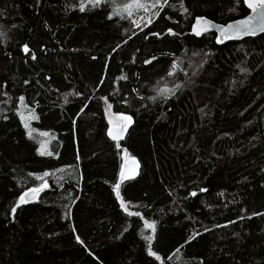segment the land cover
Returning a JSON list of instances; mask_svg holds the SVG:
<instances>
[{"label":"trees","instance_id":"1","mask_svg":"<svg viewBox=\"0 0 264 264\" xmlns=\"http://www.w3.org/2000/svg\"><path fill=\"white\" fill-rule=\"evenodd\" d=\"M81 3L0 0V264H264V33L191 34L251 9L167 0L134 25L109 0ZM109 111L134 120L119 147ZM125 151L140 172L121 208Z\"/></svg>","mask_w":264,"mask_h":264},{"label":"snow or ice","instance_id":"2","mask_svg":"<svg viewBox=\"0 0 264 264\" xmlns=\"http://www.w3.org/2000/svg\"><path fill=\"white\" fill-rule=\"evenodd\" d=\"M243 2L248 8L252 9L253 12L257 13V18L260 20V23L258 25H256V27H251V18H249V19L237 21L235 26L228 25L226 28H221L220 29L221 34L223 35V37L225 39L230 38L232 32H235L237 34L243 32L244 34H247V35H255L257 28L259 29L260 32H264V0H243ZM85 3H90L93 6H98L101 3V0H84V3H81V5H80V11L85 10ZM163 4H167V0H155V2L151 3L150 5L145 3L144 0H129V2L125 5H123L122 7H123L124 11L128 14V16H132L133 15V11H132L133 8L148 12V11H150V7H157V6L162 7ZM116 14H118V13H116ZM153 15L154 16L158 15V13H153ZM109 18H111V17H109ZM200 20H203V18L202 17L198 18V22ZM135 23L136 22L133 21L134 25H135ZM148 23H151V20H149ZM205 23H208V22L205 21ZM167 31L170 34L172 33L171 29H168ZM193 31L195 32V34L197 36L201 34L200 30L195 28V27H194ZM0 35H2V33H0ZM152 35H157V34L152 33ZM217 42L218 43L221 42L219 37H217ZM117 47H119V45H117ZM23 50L25 52H28L29 51L28 46L27 45L23 46ZM113 51H115V49H113ZM153 59H155V57H153ZM145 63H149V61H145ZM173 67H175V63H173ZM242 71H244V70L242 69ZM169 74H171V73H169ZM20 99L23 100V97H21ZM81 111H83V109H81ZM121 119L124 121V123L115 132L113 131L112 128H109L107 131L108 136H110L112 138V140H114V141H118L121 139L123 132L127 128V125L132 122L131 117H129V116H122ZM25 127L27 128V124H25ZM29 135H31V133H29ZM117 147H119V144H117ZM41 149H43V150H41ZM37 151L40 155L51 156L53 154L51 151H48L46 149V147L43 143L41 144V148L37 149ZM45 175H47V173H45ZM121 175H123V173H121ZM46 187H48V185L45 183V184L41 185L40 187L29 189L27 192L23 193L19 197V199L17 201V206L19 204L28 202L26 197L29 196V193H31L34 196L39 191H41L42 188H46ZM113 191L116 193L117 200L120 201L121 208H125V202L121 200L120 193H119V181H117V183L113 186ZM200 191H206V190L201 189ZM190 195L195 196L196 193L192 192V193H190ZM125 210L127 211V209H125ZM11 211L14 213L16 211V207H13L11 209ZM132 214L133 213H129V215H132ZM134 214L136 216L140 215V213H138V212L134 213ZM254 215H258V213H254ZM229 223H234V221H229ZM144 226H145V228H148V229H151L152 231H155V222L145 221ZM205 230L207 231V229H205ZM144 238H145V240H148L149 242L151 241L150 236H146ZM76 239H77L78 243H81V244L83 243V241H81L78 236ZM189 239H191V237ZM148 254L150 256H155V258L157 260L160 259V257L157 256L151 250H149Z\"/></svg>","mask_w":264,"mask_h":264},{"label":"water","instance_id":"3","mask_svg":"<svg viewBox=\"0 0 264 264\" xmlns=\"http://www.w3.org/2000/svg\"><path fill=\"white\" fill-rule=\"evenodd\" d=\"M199 18H201V17H199ZM202 18H203V20H200L199 22H198V18L194 21L192 28H191V34L196 35L195 32L193 31V29L195 27V28L199 29L201 32V34L198 36H204V35H209V34L215 33L220 38V41L225 40V38L221 34V31H220L221 28H226L228 25L235 26L237 21H241V20L249 19V18H251V27H256V25H258L260 23V20L257 18V13L253 12L252 9H251V12L247 16L232 20L226 24L217 23V22L210 20L206 17H202ZM205 21H207L208 23H205ZM262 33H264V32H260L258 28L256 30L255 35H247V34H244L243 32H241L239 34L232 32L230 38H227V39L241 40L245 37L257 36V35H261ZM122 116L131 117L130 115H127V114H121L120 119ZM131 121L132 122L127 125V128L123 132L121 139L118 141H115L117 144L121 145L125 142L127 135H128V132H129V130L132 127L133 122H134L132 117H131ZM123 123H124V121L121 119V123L119 125L109 126L108 129L112 128L113 131L115 132L121 125H123ZM108 129H107V131H108ZM107 137L110 140H112V138L110 136H108V134H107ZM112 141H114V140H112ZM124 157H125V159H124V162L122 164L121 170L119 172L118 180H117V181H119V186L136 179L139 175V172H140V163L136 158L130 157L128 151H125ZM121 173H123V175H121ZM41 191H39L34 196L31 193H29V196L26 197V199L28 201L27 203H32V202L36 201L38 199Z\"/></svg>","mask_w":264,"mask_h":264},{"label":"rangeland","instance_id":"4","mask_svg":"<svg viewBox=\"0 0 264 264\" xmlns=\"http://www.w3.org/2000/svg\"><path fill=\"white\" fill-rule=\"evenodd\" d=\"M109 1L114 3V5H115V11H114L115 15L125 16L128 18H131L137 24L148 23L149 20H152L154 18L153 13H157L158 9L160 7V6L150 7V11H148V12L133 8L132 9L133 15L128 16V14L124 11L122 6L127 4L129 2V0H109ZM144 2L150 5L151 3H154L155 0H144ZM116 13H118V14H116ZM24 102L25 101L23 98V100H21L20 109H19L20 115H21L23 123H24V127H25V124H27V128L26 127L25 128L27 129L28 134L31 133L33 136L37 135L38 131L33 129L31 126V123L38 118L37 114L35 113V111L31 110ZM107 119H108L109 126L119 125L121 123V119L119 118V114H115L112 111L108 112ZM42 135H44V134H42ZM29 136H31V135H29ZM42 143L45 145L46 139H44V138L41 139V144ZM40 148H41V146L39 147V149ZM46 149L49 151V149L47 148V144H46ZM41 150H43V149H41Z\"/></svg>","mask_w":264,"mask_h":264}]
</instances>
